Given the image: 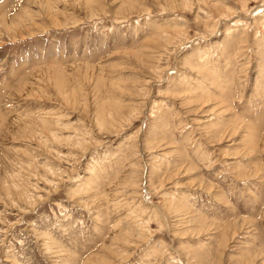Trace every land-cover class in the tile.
Returning <instances> with one entry per match:
<instances>
[{
    "label": "rangeland",
    "instance_id": "obj_1",
    "mask_svg": "<svg viewBox=\"0 0 264 264\" xmlns=\"http://www.w3.org/2000/svg\"><path fill=\"white\" fill-rule=\"evenodd\" d=\"M0 264H264V0H0Z\"/></svg>",
    "mask_w": 264,
    "mask_h": 264
}]
</instances>
